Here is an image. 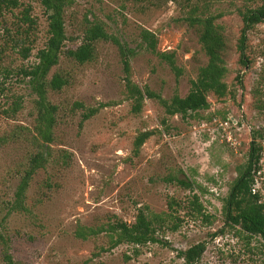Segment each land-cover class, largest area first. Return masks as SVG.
<instances>
[{
  "label": "rangeland",
  "instance_id": "374dc122",
  "mask_svg": "<svg viewBox=\"0 0 264 264\" xmlns=\"http://www.w3.org/2000/svg\"><path fill=\"white\" fill-rule=\"evenodd\" d=\"M17 1L0 11V264H181L178 251L199 242L206 243V251L198 264H264V241L227 225L222 214L223 198L248 160L253 134L262 146L254 188L264 201V21L248 32L247 65L238 50L244 27L240 11L255 4L66 0L67 40L49 78L61 73L69 83L49 91V100L58 106L57 119L53 142L41 147L35 141L37 95L21 69L38 61L48 20L40 0ZM195 4L222 14L217 23L227 40L228 95L210 94L209 108L187 117L167 114L158 98L146 95L141 110L134 112L128 75L144 94L149 89L170 100L176 93L185 97L207 64L198 32L184 20ZM26 8L31 27L22 21ZM91 22H101L134 50L129 74L111 41L96 43L91 62L79 64L67 56L68 49L82 43ZM143 29L156 35L155 51L142 41ZM24 48L30 49L27 57ZM159 52L174 54L179 75ZM91 108L96 113L83 120ZM143 131L152 134L136 154L134 141ZM39 151L47 160L30 181L23 209H12L30 159ZM195 195L210 222L192 210ZM172 198L179 203L174 210L178 230L172 231L170 223L157 226L158 242L111 245V224L134 223L140 210L167 212ZM91 229L98 233L78 235Z\"/></svg>",
  "mask_w": 264,
  "mask_h": 264
},
{
  "label": "trees",
  "instance_id": "16d2710c",
  "mask_svg": "<svg viewBox=\"0 0 264 264\" xmlns=\"http://www.w3.org/2000/svg\"><path fill=\"white\" fill-rule=\"evenodd\" d=\"M255 6H247L241 10L244 27L238 42V50L240 53V62L244 65L249 63L246 56L248 32L257 24L264 21V0H245ZM45 9L48 20V38L44 47L40 48L37 53L38 61L31 66L21 69L23 76L28 79L29 87L37 95L35 107L37 110L36 118V143L41 147L53 142V130L56 124L58 106L49 100V91H61L68 85L69 79L61 73H54L50 78L49 74L52 69L60 62L63 48L67 40L64 10L68 4L66 0H40ZM18 5L17 0H0V11L3 5ZM207 11V10H206ZM200 10V6L192 5L191 10L185 16L184 20L188 25L198 32L199 42L203 52L207 56V64L200 67L198 75L191 80V89L185 97L175 94L170 100H165L160 95L155 94L147 89L146 94L135 85L127 76V89L134 99L133 111L141 110L142 102L145 96L158 98L167 114L183 117L206 110L210 106L208 96L215 95L218 98H224L229 93V86L225 81L228 73V67L224 59V53L227 49V40L223 27L217 23L222 14H213ZM30 9L26 8L22 14V21L28 22L29 27L33 26V20L30 17ZM142 41L152 51L156 50L158 39L156 35L147 30L141 31ZM100 41H111L115 43L122 56L124 69L127 74L130 73V58L134 54V50L129 48L117 36L109 33L104 24L101 22H91L84 30L82 43L74 49H68L66 54L69 58L79 64L88 63L94 60L96 55V43ZM30 52L29 48L23 49L24 57ZM159 55L166 59L173 70L180 73V69L175 64L173 53L159 52ZM242 83V79H240ZM18 104L15 105L14 111H17ZM96 108H91L84 113L83 120H86L96 113ZM152 131L140 132L134 141V153L139 150L151 136ZM248 160L245 165L238 168V175L231 183L227 196L223 198L222 214L227 225L237 228L250 237H260L264 241V201L260 192L254 188L256 181V173L260 170V162L262 159V146L257 142L255 134L252 135ZM47 155L39 151L30 159V164L21 180L17 191L16 201L12 205V209H23V199L30 181L35 172L44 166ZM179 183L187 188L191 187L188 180L180 179ZM194 213L204 216L207 222H210V216L205 214L204 207L197 195L191 201ZM179 203L173 198L169 200V211L163 213L146 212L140 210L136 216L134 223L117 221L111 224V245L118 246L121 243H129L134 245H146L150 242H158L157 226L173 225L171 230L176 231L180 227V220L176 221L175 206ZM176 219V220H175ZM98 230L91 229L88 233L78 232L83 238L97 234ZM206 251V243L199 242L194 244L187 250L178 251V257L183 260L181 264H198ZM11 261V256L6 255Z\"/></svg>",
  "mask_w": 264,
  "mask_h": 264
}]
</instances>
